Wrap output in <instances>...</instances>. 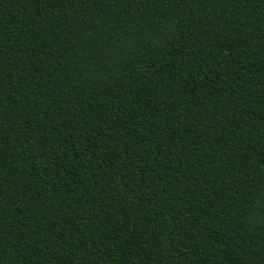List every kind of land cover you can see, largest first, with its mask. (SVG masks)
<instances>
[{
    "label": "trees",
    "instance_id": "16d2710c",
    "mask_svg": "<svg viewBox=\"0 0 264 264\" xmlns=\"http://www.w3.org/2000/svg\"><path fill=\"white\" fill-rule=\"evenodd\" d=\"M0 264H264V0H0Z\"/></svg>",
    "mask_w": 264,
    "mask_h": 264
}]
</instances>
